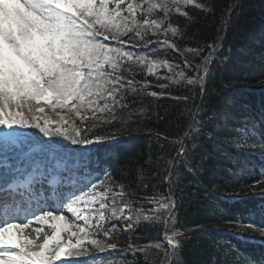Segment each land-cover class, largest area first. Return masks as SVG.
<instances>
[{
  "label": "trees",
  "instance_id": "trees-1",
  "mask_svg": "<svg viewBox=\"0 0 264 264\" xmlns=\"http://www.w3.org/2000/svg\"><path fill=\"white\" fill-rule=\"evenodd\" d=\"M197 2L211 10L188 6L186 16H172V26L178 27L182 35L149 32L146 38L152 40L147 48L149 56L159 50V56L174 66L171 73L160 68L159 74L175 75L183 70L186 79L174 84L155 76L145 77L138 71L137 79L150 81L152 86L147 91L158 95H130L131 107L121 118L111 126L89 132L92 139L93 132L115 138L119 142L115 150L101 144L71 145L61 137H43L35 129L20 130L28 134L31 146L40 144L33 159L43 161L44 151L57 157L66 151L82 156L90 165L76 176L83 184L89 180L96 183L97 176L104 178L102 172L93 169H106L113 181L125 186V202L133 205L134 213L157 207L144 199L154 194L171 195L176 205L167 235L179 233L174 237L180 245L178 258L167 255L171 246H154L165 234L163 217L167 213L162 211L156 224L142 220L127 232L122 231L124 222H117L120 226L107 240L115 248L92 246L90 239L106 240L102 233L93 234L84 243L86 251H70L65 262L257 264V258L264 254V244L259 243L264 240V227L252 226L250 216L255 210L254 219L259 225V209L264 205V0ZM166 38L178 51L156 43ZM131 50L145 54L139 48ZM185 61L192 67H186ZM197 73L202 78L203 92L200 83H187L188 79L196 80ZM158 84L168 87L161 89ZM197 109L198 130L184 139L185 152L177 157L179 141L191 123L189 113ZM10 155L20 168L16 173L18 184L39 177L20 152ZM39 178L51 180L52 176ZM132 244L144 250H128Z\"/></svg>",
  "mask_w": 264,
  "mask_h": 264
},
{
  "label": "snow or ice",
  "instance_id": "snow-or-ice-1",
  "mask_svg": "<svg viewBox=\"0 0 264 264\" xmlns=\"http://www.w3.org/2000/svg\"><path fill=\"white\" fill-rule=\"evenodd\" d=\"M188 6L211 10L197 0H0V264H71L60 257L70 251H86L81 234L91 236L90 230L95 228V234L102 233L106 240L90 239L89 243L96 248H115L107 240L120 226L117 222L123 221L122 231L127 232L142 220L156 224L162 211L167 213L163 217L165 234L154 246H171L167 255L178 258L180 245L174 237L179 233L167 235L176 208L171 195L145 197L157 207L134 213L133 205L125 202V186L113 181L106 169H93L104 178L97 176L96 183L89 180L83 184L76 176L90 165L82 156L66 151L57 157L44 151L43 161L33 159L32 141L20 130L35 129L43 137H61L71 145L101 144L115 150L119 144L115 138L93 132L92 139L89 132L121 118L131 107L130 95H158L147 91L152 85L138 80V71L174 84L186 79L183 70L175 75L159 74L160 68L171 73L174 66L159 56V50L149 56L147 48L152 40L146 38L149 32L182 35L172 26V16H186ZM154 14L156 18H152ZM156 43L178 51L167 38ZM184 64L192 67L187 61ZM187 83H200L204 91L199 73L196 80L188 79ZM176 99L186 101L187 97ZM189 114L191 123L179 141L177 157L185 152L184 139L198 130L199 109ZM25 147L27 151H23ZM16 152L39 177L47 174L52 179L34 176L26 186L19 185L16 173L20 168L10 155ZM53 183L58 186L51 187ZM66 183L70 186L65 187ZM24 196L27 201H23ZM256 214L255 210L250 213L252 226L264 227V205L259 209V225ZM29 216L51 229L50 236L44 234L43 243L22 236V230L33 222ZM108 221L114 222L105 227ZM13 229L19 233L16 239L12 238ZM42 233L43 227L35 230L37 238ZM259 243L264 244V240ZM128 250L144 249L132 244ZM257 264H264V254L257 258Z\"/></svg>",
  "mask_w": 264,
  "mask_h": 264
},
{
  "label": "rangeland",
  "instance_id": "rangeland-1",
  "mask_svg": "<svg viewBox=\"0 0 264 264\" xmlns=\"http://www.w3.org/2000/svg\"><path fill=\"white\" fill-rule=\"evenodd\" d=\"M35 151H39V147H40V144L38 143H35L31 146ZM81 207H83V205H81ZM71 215V214H69ZM31 221H33L30 225H29V228L28 229H23L22 230V236L24 238H27V239H32L34 240L35 243H43V240H44V234H47V235H51L52 232H51V229L48 228V225L45 224L43 226H41L40 224L36 223L34 221V218L31 219ZM70 222H74V221H70ZM81 225H82V222H81ZM40 227H43L44 228V233H42L38 238L36 237L35 235V230L37 228H40ZM93 234H95L98 230L93 228L90 230ZM263 232V235H264V230L262 231ZM19 235V233H17V231L15 229L12 230V238L13 239H16L17 236ZM92 236V235H91ZM91 236H84L83 234H81V239L83 241V243L87 242L89 240V238ZM73 243H75V240H73ZM69 258V255L68 254H65V253H62L61 254V257H60V260L62 261H66L67 259ZM57 264H59V261H57Z\"/></svg>",
  "mask_w": 264,
  "mask_h": 264
}]
</instances>
